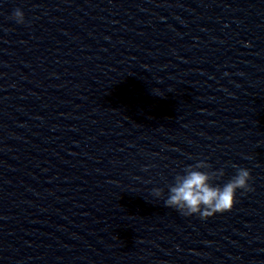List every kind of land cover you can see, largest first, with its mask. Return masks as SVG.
Returning <instances> with one entry per match:
<instances>
[{"label":"clouds","instance_id":"clouds-1","mask_svg":"<svg viewBox=\"0 0 264 264\" xmlns=\"http://www.w3.org/2000/svg\"><path fill=\"white\" fill-rule=\"evenodd\" d=\"M12 18L18 24L25 22L24 12L19 8L13 11ZM224 174L223 168L213 170L212 165L205 160L188 165L182 174L174 177V183L168 186L164 206L177 210L185 217L199 215L201 219L232 210L236 203L237 190H253L249 184L251 173L247 168H237L236 174L226 183H214ZM152 195L162 198L164 191L154 188Z\"/></svg>","mask_w":264,"mask_h":264}]
</instances>
